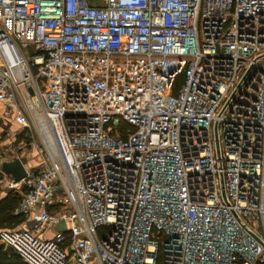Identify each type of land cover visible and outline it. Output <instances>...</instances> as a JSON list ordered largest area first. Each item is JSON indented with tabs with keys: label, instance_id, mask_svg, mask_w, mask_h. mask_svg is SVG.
I'll list each match as a JSON object with an SVG mask.
<instances>
[{
	"label": "built area",
	"instance_id": "built-area-1",
	"mask_svg": "<svg viewBox=\"0 0 264 264\" xmlns=\"http://www.w3.org/2000/svg\"><path fill=\"white\" fill-rule=\"evenodd\" d=\"M0 105L25 263L264 264V0H0Z\"/></svg>",
	"mask_w": 264,
	"mask_h": 264
},
{
	"label": "rangeland",
	"instance_id": "rangeland-1",
	"mask_svg": "<svg viewBox=\"0 0 264 264\" xmlns=\"http://www.w3.org/2000/svg\"><path fill=\"white\" fill-rule=\"evenodd\" d=\"M20 136L24 139H20ZM16 158H19L27 167H29L28 165H33L30 166L32 168L41 166V162L43 161L42 155L39 153L38 149L32 146L30 132L23 133L19 125L14 124L13 116L6 117L3 113V109L0 108V164L7 161L11 162ZM9 180L12 179H8L7 177L4 178V175L3 179L0 180L2 181L0 182V187L3 188L0 190V196L10 191L8 187H6V182ZM22 226L23 225L19 224L14 228L19 229L22 228ZM55 229L57 231L61 230L58 227ZM45 237H49V233H47ZM4 249L5 251H10L6 246Z\"/></svg>",
	"mask_w": 264,
	"mask_h": 264
},
{
	"label": "trees",
	"instance_id": "trees-1",
	"mask_svg": "<svg viewBox=\"0 0 264 264\" xmlns=\"http://www.w3.org/2000/svg\"><path fill=\"white\" fill-rule=\"evenodd\" d=\"M178 80V85L180 83ZM127 125L121 126V129H126ZM20 139H24L20 136ZM3 179V174L0 172V180ZM20 201V197L13 191H7L5 195L0 196V229H11L20 224L21 220L13 216V211L16 209ZM4 245H0V264H27L17 254L5 251Z\"/></svg>",
	"mask_w": 264,
	"mask_h": 264
},
{
	"label": "water",
	"instance_id": "water-1",
	"mask_svg": "<svg viewBox=\"0 0 264 264\" xmlns=\"http://www.w3.org/2000/svg\"><path fill=\"white\" fill-rule=\"evenodd\" d=\"M98 6V4H96ZM0 172L8 177H10L14 182H20V180L25 176V169L19 159H15L11 162H2L0 164ZM63 229V225L57 226Z\"/></svg>",
	"mask_w": 264,
	"mask_h": 264
},
{
	"label": "crops",
	"instance_id": "crops-1",
	"mask_svg": "<svg viewBox=\"0 0 264 264\" xmlns=\"http://www.w3.org/2000/svg\"><path fill=\"white\" fill-rule=\"evenodd\" d=\"M0 108H2V106H1V105H0ZM2 109H3V108H2ZM13 119H14V118H13ZM14 124H15V125H18V124L16 123V121H15V120H14ZM20 161H21V160H20ZM21 163H22V161H21ZM22 164H23V163H22ZM31 164H32V161H31ZM34 164H35V163H34ZM25 166L27 167V165H25ZM28 166L30 167V166H33V165H28ZM3 175H4V174H3ZM6 177H7L8 179H11L10 177H8V176L4 175V178H6ZM2 187H3V185H2ZM1 189H3V188H1V187H0V190H1ZM0 193H1V192H0Z\"/></svg>",
	"mask_w": 264,
	"mask_h": 264
},
{
	"label": "clouds",
	"instance_id": "clouds-1",
	"mask_svg": "<svg viewBox=\"0 0 264 264\" xmlns=\"http://www.w3.org/2000/svg\"><path fill=\"white\" fill-rule=\"evenodd\" d=\"M122 1H127V0H122Z\"/></svg>",
	"mask_w": 264,
	"mask_h": 264
}]
</instances>
